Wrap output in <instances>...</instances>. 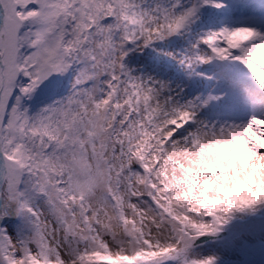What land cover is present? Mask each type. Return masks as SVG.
Wrapping results in <instances>:
<instances>
[{"label": "snow or ice", "instance_id": "1", "mask_svg": "<svg viewBox=\"0 0 264 264\" xmlns=\"http://www.w3.org/2000/svg\"><path fill=\"white\" fill-rule=\"evenodd\" d=\"M0 264H264V0H0Z\"/></svg>", "mask_w": 264, "mask_h": 264}]
</instances>
